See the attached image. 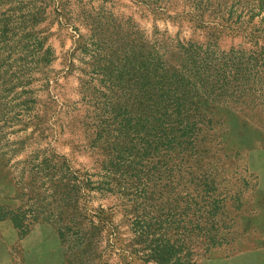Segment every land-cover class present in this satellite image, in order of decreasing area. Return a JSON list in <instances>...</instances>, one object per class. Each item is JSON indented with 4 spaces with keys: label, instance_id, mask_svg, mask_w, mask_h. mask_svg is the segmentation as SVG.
Wrapping results in <instances>:
<instances>
[{
    "label": "rangeland",
    "instance_id": "374dc122",
    "mask_svg": "<svg viewBox=\"0 0 264 264\" xmlns=\"http://www.w3.org/2000/svg\"><path fill=\"white\" fill-rule=\"evenodd\" d=\"M159 99L163 162L126 171L122 107ZM177 237L264 264V0H0V264H159Z\"/></svg>",
    "mask_w": 264,
    "mask_h": 264
},
{
    "label": "trees",
    "instance_id": "16d2710c",
    "mask_svg": "<svg viewBox=\"0 0 264 264\" xmlns=\"http://www.w3.org/2000/svg\"><path fill=\"white\" fill-rule=\"evenodd\" d=\"M160 97L164 99L163 92L162 94H160ZM122 108L124 109L126 115L123 118V122L119 123H121L122 126L125 125L124 127L128 126L129 130L127 129V132L122 134L120 140L117 142V145H121L120 149H122L125 148L129 143V141H127L129 137L131 141L136 140V143L131 146L130 151L133 152L134 158H138L137 160L134 159L129 161V168L126 171L136 169L137 163L141 164L145 156L149 157L147 160L153 165L156 163H162L163 155H158V149L163 143L159 133H164L165 131L163 124V100L159 99V101H154L152 103L151 112L154 111V114L141 112L138 115H135L127 111V105L123 106ZM162 112L163 115L161 116ZM136 144H139L138 149ZM143 151H145V153H143ZM118 157L120 159H123L124 154H120V156ZM207 237L209 241H213L216 239L217 234ZM178 241H180L178 237L175 238L172 242L170 239L161 241L160 238H157L155 246L151 247L149 256L159 264H188L187 262H185L187 261V254H183L184 256L178 254L182 250L181 247H179L180 244H177Z\"/></svg>",
    "mask_w": 264,
    "mask_h": 264
}]
</instances>
